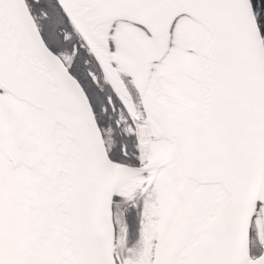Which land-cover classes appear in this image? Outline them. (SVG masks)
<instances>
[{
    "label": "snow or ice",
    "instance_id": "6c2138e0",
    "mask_svg": "<svg viewBox=\"0 0 264 264\" xmlns=\"http://www.w3.org/2000/svg\"><path fill=\"white\" fill-rule=\"evenodd\" d=\"M0 264H264V0H0Z\"/></svg>",
    "mask_w": 264,
    "mask_h": 264
}]
</instances>
